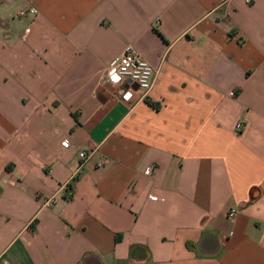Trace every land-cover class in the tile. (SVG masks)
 <instances>
[{
    "label": "crops",
    "instance_id": "crops-1",
    "mask_svg": "<svg viewBox=\"0 0 264 264\" xmlns=\"http://www.w3.org/2000/svg\"><path fill=\"white\" fill-rule=\"evenodd\" d=\"M0 264H264V0H0Z\"/></svg>",
    "mask_w": 264,
    "mask_h": 264
},
{
    "label": "built area",
    "instance_id": "built-area-1",
    "mask_svg": "<svg viewBox=\"0 0 264 264\" xmlns=\"http://www.w3.org/2000/svg\"><path fill=\"white\" fill-rule=\"evenodd\" d=\"M36 14L37 10L34 7L19 9L17 14L19 16H25L27 13ZM141 65H144L141 67ZM115 69V75H119L121 77L119 83L115 85H121L123 83L129 82L135 84L138 88H140L145 96L150 92L153 87L156 69L144 58L141 57L139 52L132 44H127L119 56L118 60L111 65H109L105 71L104 80L111 83L109 80V74L112 73V70ZM134 77H138L134 79ZM141 81H144L147 86H144ZM113 84V83H111ZM231 95L234 92H230ZM237 129L242 127V123L236 124ZM62 145L70 146V142L68 140H63ZM93 150L83 149L80 150L77 154L79 158V164L77 169L80 168L82 162L86 161ZM99 165H103L101 161ZM154 166L149 165L145 168V174H151L153 172ZM150 199H158L156 195H149ZM55 201V197H49L43 200L44 205H49ZM236 211L234 209H229L226 213L227 217L234 218Z\"/></svg>",
    "mask_w": 264,
    "mask_h": 264
},
{
    "label": "clouds",
    "instance_id": "clouds-1",
    "mask_svg": "<svg viewBox=\"0 0 264 264\" xmlns=\"http://www.w3.org/2000/svg\"><path fill=\"white\" fill-rule=\"evenodd\" d=\"M143 66L144 65H141V67H143ZM114 73H115V69H113L112 73L109 74V80L111 83L117 84V83H119L121 77L119 75H115ZM136 78H138V77H134V79H136ZM141 82L144 86H147L146 83H144V81H141ZM123 95H124L125 100H129V99H131L132 92L131 91L125 92V93H123Z\"/></svg>",
    "mask_w": 264,
    "mask_h": 264
}]
</instances>
